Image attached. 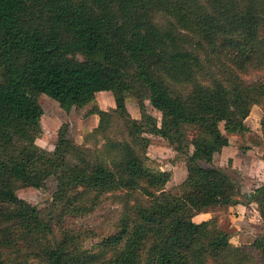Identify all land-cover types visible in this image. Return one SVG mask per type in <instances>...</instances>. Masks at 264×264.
I'll return each mask as SVG.
<instances>
[{
    "label": "trees",
    "instance_id": "16d2710c",
    "mask_svg": "<svg viewBox=\"0 0 264 264\" xmlns=\"http://www.w3.org/2000/svg\"><path fill=\"white\" fill-rule=\"evenodd\" d=\"M255 69H264V0H0V264H264L263 232L240 230L233 243L212 215L194 218L240 194L213 164L229 133L264 159V114L261 133L245 123L253 104L264 107V78H247ZM101 90L115 106L93 103L83 124L105 131L112 112L125 136H106L107 157H91L38 95L69 110ZM43 123L56 130L53 149L35 142ZM150 144L185 155L177 191L164 186L170 171L146 163ZM50 176L43 207L17 194ZM105 194L120 202L107 233L67 224ZM246 198L264 222V182Z\"/></svg>",
    "mask_w": 264,
    "mask_h": 264
},
{
    "label": "rangeland",
    "instance_id": "374dc122",
    "mask_svg": "<svg viewBox=\"0 0 264 264\" xmlns=\"http://www.w3.org/2000/svg\"><path fill=\"white\" fill-rule=\"evenodd\" d=\"M247 78L250 80L264 78V69L252 70L249 72ZM38 100L45 116H55L61 121L67 122L68 136L89 152L91 157L100 156L101 154L107 157L105 154L106 136L114 139H122L125 136L124 126L112 112L110 113L112 117H109L107 122L108 127L105 131L97 132L93 126L85 125L82 122L83 114L93 103L102 109L111 111V108L115 106L111 91H98L93 101L80 107L72 106L69 110H64L55 98L46 93H40ZM125 103L130 115L140 119L141 115L137 99L129 95ZM144 103L147 113L156 117L157 123L159 124L160 111L150 104L148 97L144 98ZM263 114L264 107L260 104H253L251 106L249 114L245 118V123L252 131L261 133L260 121ZM220 125L222 128V124ZM143 134L149 137L154 136L148 132H144ZM236 136L237 134L235 133H229V144L216 152L213 157V164L229 173L239 184L240 194L236 196V202L212 207L195 216V219L199 220L212 215L216 219L217 225L230 234L229 240L231 242L237 238L235 235L240 230L250 232L251 229L253 233H264V223L258 216L257 206L246 198V195L252 188L264 182V159L256 147L248 148L246 151L240 150L235 143ZM56 137V130L49 129L43 123V131L36 137L35 142L46 149H53ZM146 155V163L171 172L170 178L164 186L168 190L177 191V185L184 180L187 174L185 155L176 152L169 144H150L147 147ZM56 185V178L50 176L44 181L42 186L28 191L17 190V194L30 203L38 207H43L51 200ZM119 208L120 202L117 197L115 198L110 194H105L93 210L76 217H66V221L67 224L73 227L80 225L96 227L100 233H107L116 219ZM95 239H97V236L88 238L84 246L89 247Z\"/></svg>",
    "mask_w": 264,
    "mask_h": 264
},
{
    "label": "crops",
    "instance_id": "0c3cea01",
    "mask_svg": "<svg viewBox=\"0 0 264 264\" xmlns=\"http://www.w3.org/2000/svg\"><path fill=\"white\" fill-rule=\"evenodd\" d=\"M108 91H110V90H108ZM96 93H97V92H96ZM196 215H197V214H196ZM196 215H195V216H196ZM195 216H194V218H195ZM260 220H261V219H260ZM261 221H262V220H261ZM262 222H263V221H262ZM263 223H264V222H263ZM252 228H253V227H252ZM250 232L253 233V231H251V229H250ZM235 236L237 237V234H236ZM233 242L236 243V242H237V238H236L235 240H233Z\"/></svg>",
    "mask_w": 264,
    "mask_h": 264
}]
</instances>
